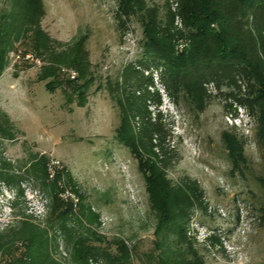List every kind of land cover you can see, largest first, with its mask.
<instances>
[{"label": "rangeland", "instance_id": "obj_1", "mask_svg": "<svg viewBox=\"0 0 264 264\" xmlns=\"http://www.w3.org/2000/svg\"><path fill=\"white\" fill-rule=\"evenodd\" d=\"M26 1L36 2L40 28L52 39L88 34L93 78L79 106L77 97L67 101L40 79L46 55H38L41 66L15 60L18 53L36 55L27 39L0 54V64L8 63L0 74V233L28 215L48 229L49 251L61 264H109L105 255L115 252L114 242L126 245L130 264H144L156 218L145 174L115 132L121 103L123 137L152 136L144 158L158 161L174 184L195 182L202 194L186 234L204 263L264 264V127L241 101L246 81L207 82L202 104L168 87L166 68L144 50L136 17L121 15L118 24L116 0H41V6L0 0L3 41L9 35L3 23ZM152 1L163 17L166 0ZM172 41L176 52L189 48L181 35ZM58 69L66 78L62 69L72 68ZM79 235L86 238L83 250L75 245ZM16 257L0 249V264Z\"/></svg>", "mask_w": 264, "mask_h": 264}, {"label": "trees", "instance_id": "obj_2", "mask_svg": "<svg viewBox=\"0 0 264 264\" xmlns=\"http://www.w3.org/2000/svg\"><path fill=\"white\" fill-rule=\"evenodd\" d=\"M36 1L41 6V0ZM116 1L118 24L122 26L121 15L136 17L144 36V50L153 55V64L166 68L161 76L168 87L185 90L195 102L202 104L207 82L228 79L233 83L236 77H241L248 87L247 96L241 101L257 112L264 127V0H173L175 9H170L166 0L163 17L161 7L152 0ZM39 15L36 2L15 5L1 27L9 35L6 41L0 36V54L5 55L15 42L27 39L35 56H47L49 66L39 74L40 79L47 81V88L62 90L67 101L77 97V104L83 106L93 78L86 48L88 34L77 35L67 42L52 39L40 28ZM177 17L181 29L174 26ZM175 29L177 35L190 42L188 49L174 51ZM7 64L6 61L0 64V74ZM61 65L74 69L76 79L66 75L64 78L58 69ZM118 108L120 124L115 132L145 174L156 218V238L152 249L144 254V264H205L186 234L190 210L196 203H202L196 183L174 184L158 161L144 158L143 153L153 147L152 136L145 134L139 140L132 137L127 141L123 137L126 112L121 103ZM154 126L150 124V131L155 130ZM82 240L86 238L79 235L75 244L81 249L85 248ZM113 245L115 252L105 255L109 264H130L126 245L119 242ZM0 249L17 255L14 264H61L49 251L48 229L28 215H21L14 225L0 233ZM84 257L88 259L89 253H84Z\"/></svg>", "mask_w": 264, "mask_h": 264}, {"label": "built area", "instance_id": "obj_3", "mask_svg": "<svg viewBox=\"0 0 264 264\" xmlns=\"http://www.w3.org/2000/svg\"><path fill=\"white\" fill-rule=\"evenodd\" d=\"M176 5V4H175ZM175 9V8H174ZM176 22L181 25L180 19L177 17ZM23 59L29 62H32L33 65L41 66L42 62L41 59L35 56L33 53H23V54H16L15 60ZM63 72H65V75L71 79L74 80L77 77V72L74 69H62Z\"/></svg>", "mask_w": 264, "mask_h": 264}]
</instances>
